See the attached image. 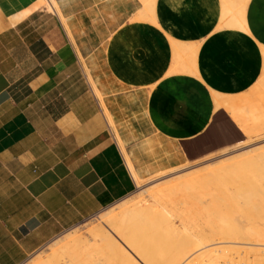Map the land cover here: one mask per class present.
Listing matches in <instances>:
<instances>
[{"label":"crops","instance_id":"crops-1","mask_svg":"<svg viewBox=\"0 0 264 264\" xmlns=\"http://www.w3.org/2000/svg\"><path fill=\"white\" fill-rule=\"evenodd\" d=\"M47 1L0 0V264H24L138 190L110 118L129 148L143 125L181 144L264 70V0H225L232 13L224 0H57L69 32ZM101 55L115 80L108 112L96 90L104 112L81 88L71 95L82 59ZM142 154L140 179L154 168Z\"/></svg>","mask_w":264,"mask_h":264},{"label":"rangeland","instance_id":"rangeland-1","mask_svg":"<svg viewBox=\"0 0 264 264\" xmlns=\"http://www.w3.org/2000/svg\"><path fill=\"white\" fill-rule=\"evenodd\" d=\"M47 2L45 10L56 13L50 7L49 0ZM224 3V10L226 13L235 11V9L232 8L235 6L233 3H230L231 5H226L227 3L225 0ZM229 9L232 12L228 11ZM49 13L51 17L49 24L52 25L55 23V25H58L57 19L54 20L53 18L55 15L51 12ZM59 16L68 30L63 15L60 14ZM234 22L237 26L243 29L246 28L244 15L243 18L240 17ZM95 57L94 59L90 58V65L89 63L85 64V61L82 59V69L79 77L73 81L71 95L72 97L76 95L79 88H81L83 93L90 95L92 99L96 101L98 100L102 107L100 99L94 92L95 88L92 84V80H94L98 86L101 82L97 83V80L98 78L100 79L101 75L104 84L108 86H113V81L115 80L106 67L104 56ZM104 68H106V70ZM107 75H109L110 80L106 77ZM260 79L261 80L255 85L254 89L248 93L230 97L229 100H218L217 105L220 108L208 129L198 137L182 141L181 144L179 142L175 144L171 141L162 142L152 130L143 125V127L139 129V136L132 139L130 137L129 139L130 141L137 142L139 145L137 148H129V141L125 140L117 133L119 131L122 134L127 132L126 127L124 125H122V127L119 126V124L116 122L114 123V119L111 118L112 125L109 123L110 127L116 136L120 135L121 137L119 143L131 171L138 180V190L127 199L107 204L99 212L87 217L75 226L63 230L34 252L24 264H119V260L108 261L110 257L108 252L94 254L92 250H87V248L96 247L98 240L101 239L100 242L104 243L108 240V238H105L109 237L104 236L102 238L96 236V234L93 233L94 231L90 232V229L94 230V228H98L101 230L98 234L105 233L108 228L110 230L112 227V230L115 231L113 221H110V223L106 220V217L112 212L114 214L121 213V209H127L128 205L131 210L133 207L140 208V205H144L150 206L151 208L153 207L155 209L154 211H157L153 213V215L157 214L155 216L158 218L157 220L154 219L152 215L155 224H153L154 220L151 221L150 218H148V214L142 213L144 217L141 213V215H136L137 219L133 220L134 222L137 220V223H133L134 226L131 224L134 233L139 230L140 232L138 234L142 231H145L143 234H148V231L145 229H149L152 225V229L150 228L151 230L149 229V231L162 230L163 233L168 231L173 239L172 241L176 244L179 243L176 241V235L180 232H185L187 236L191 238L196 237L195 239H197L196 235L199 236L198 238L202 237L203 241L211 245L210 248L215 246L216 249L221 248L222 244L218 243L212 247L214 242L216 243L218 236L213 234L211 226L213 222L218 223L220 221L219 219H221L216 209L220 207L221 209H218L222 210L224 207L223 197L225 195L233 196L235 194V187L240 179L238 176L240 174L252 176L253 180L255 179L254 184L256 185L264 184V167L262 166L264 165V70ZM104 115L107 118L105 113ZM107 120L109 122L108 118ZM203 139H205V142L202 141ZM147 145H155L156 147L151 149ZM145 149L148 156L145 153ZM135 152H137V154H135ZM138 152L143 153L142 155L145 162L148 161L149 157L150 164H146L148 168L153 166L160 170L153 168L144 173L140 179L139 174L143 170V160ZM131 158L134 159L136 162L135 164ZM173 161L177 162L173 163ZM170 162H172V167H168ZM237 172L240 173L237 174ZM242 181H244V179H242ZM244 203L243 199H239L234 209L223 208L222 210V212L235 221L243 235L242 240L233 242L232 244L230 243L231 245L228 246H235V248L240 250H238L235 255L233 254L234 258H236L235 256L238 258L234 260L235 264H264V243H255L254 241L250 243L251 239L247 236L250 231V224L248 216L241 210V207L245 206ZM159 212L164 215H161ZM221 214L222 213H220V216ZM131 215L130 217L132 218L133 215ZM139 216L142 217L138 218ZM215 217H217L218 222L215 221ZM210 218L214 220L211 219V221ZM210 222H212V225H210ZM127 223L128 222L125 223L126 226L124 225V230L125 227L128 229L131 226ZM144 224H146V227ZM160 224L164 227L162 229H157ZM257 224L264 227V223ZM153 225L156 226V228L153 227ZM143 228L144 230H142ZM99 230L97 231L96 229L97 232H99ZM129 230L130 229L127 231ZM83 235L87 237V242L80 239ZM70 236L76 238L75 242L72 244V251L82 255V259H85L83 263L73 262V254L66 250L67 240ZM111 236L115 235L112 234ZM116 237H114V239ZM140 238L142 239V237ZM103 239L105 240L103 241ZM121 240L122 239H119L120 242H122ZM139 242L141 243V241ZM196 247L197 246H195V249L192 247L191 254L200 251V248H198L199 246ZM154 249L153 252H156L154 253L156 256H165V250H162L165 254L160 252L162 248ZM118 254H120V252H118ZM132 254L139 260L138 264H148L139 254H135V252H132ZM219 260H221L219 261L221 264L224 263V259L221 258ZM181 262L179 264H181Z\"/></svg>","mask_w":264,"mask_h":264},{"label":"bare ground","instance_id":"bare-ground-1","mask_svg":"<svg viewBox=\"0 0 264 264\" xmlns=\"http://www.w3.org/2000/svg\"><path fill=\"white\" fill-rule=\"evenodd\" d=\"M233 2H235V1H233ZM244 2H245V0H244ZM229 3H231V2H229ZM49 4H50V7L58 15L61 14L57 0H49ZM235 4L236 3H233V5H235ZM239 4L237 5L238 6L237 10L240 11V13H241V11H242V13H244V4H246V3L241 4V7H239ZM226 5H228V3ZM232 8H235V6ZM228 11H230V9ZM230 12H232V11H230ZM242 18H243V16H242ZM245 30H247V28H245ZM263 49H264V46H263ZM94 58H96V57L95 56L91 57V59H94ZM98 62H99V60H98ZM104 69L106 70V68H104ZM106 77H108V79H109V75H107ZM102 78L103 77L101 75L100 79L98 78L99 81L97 80V83L101 82L103 84L100 83V85L98 86L96 84V82H94V80H92V84L96 90V93L98 94L99 98L101 99L104 107L107 108L106 104L104 103V99H103L105 96H103L102 93L108 92L109 89L106 85H104ZM113 82H115V81H113ZM107 112H108V108H107ZM108 114H107V116H108ZM110 122H112V121H110ZM111 125H112V123H111ZM233 134H235V133H233ZM205 139H203L202 141L205 142ZM117 140H118V142L121 140L120 135H117ZM262 166L264 167V165H262ZM239 173L240 172H237V174H239ZM238 176L240 178V179L238 178L240 180V182L238 180V182L236 184L235 194L233 196L225 195L223 197L224 200L222 199L224 201V205L221 202H219V203H221L224 206L223 208L234 209V207H236L238 200L243 199L245 202L244 203L245 206L241 207V210L248 216V219H249V224H250L249 230L250 231L247 234V236H249L250 237L249 239H251L250 243H253V241L255 243H257V242L258 243H264V227L257 224V223H259V224L264 223V184L263 185L254 184L255 179L253 180L252 176H248V175H244V174L243 175L240 174ZM242 179H244V181H242ZM243 182H245V183H243ZM221 204H219V205H221ZM140 206H141L140 208L139 207H135V208L133 207L131 210L129 208V205H128L127 206L128 208L126 207L127 209H125V210L121 209L122 212L119 211L121 213L114 214L112 212L109 215H107L106 220L109 222L113 221V226H114L116 232L114 230H112V228H113L112 227L110 230L108 228L105 233L104 232L101 233L102 234L101 235V234H98L101 231L98 228H94V230L90 229V232L94 231L93 233L96 234V236H100L102 238L104 236H109V237L105 238V239L108 238V240H106V242H104V243L100 242L101 239L98 240L96 247H91V248L88 247L87 250H89V249L92 250V253H94V254H102L103 252L104 253L108 252L109 256H110L108 258V261L111 262L113 260H119V264H138L139 260L134 256V254H132V252H135V254L136 253L139 254L142 257V259H144L145 262H147L148 264H179L182 260L183 261L181 262V264H207V263L208 264H221L219 262V261H221V260H219L221 258L224 259V263H222V264H230V263L235 264L234 260L238 259L237 256H235L236 258H234L233 254L235 255V253H237V251L239 249L235 248V246L231 247L228 245H231L233 242L242 240L243 235L241 234L240 228L235 223V221L232 220L230 217H228V215H226L224 212H222L223 208H222V210H220L221 209L220 207H217V209H216L217 214H219L218 216L221 217V219H219L221 221V223H220V221L219 222L217 221V217H215L216 218L215 221L218 223L213 222V225H212L211 224L212 222H210V225H212L211 227L213 230V234L215 236H218V238H217L218 242L216 240V243L214 242L212 247L215 246V244H217V243L222 244L221 248L216 249V246L213 248H210L211 245H209L205 241H203L202 237L198 238L199 236L196 235L197 239H195L196 237L191 238L190 236H187V234L185 232H180L179 234L176 235V239H177L176 241L179 242L177 244L179 246L181 245L179 248V246L174 241H172L173 239L169 235L168 231L166 233H163L162 230L149 231L150 228L152 229V225L149 229H147V228L145 229L146 231H148V234H143V232H145V231H142L140 233L141 234V236H140V234H138L140 231L137 228L136 229L138 230V232L134 233V230H133L134 224L133 223H137V220H135V222H134L133 219H137L136 215L138 216L140 213L141 214L145 213V214L149 215V216L148 215L147 216H148V218H150L151 221H153L154 219H156V220L158 219L155 217L157 214L153 215V213L157 212V211H154L155 209L153 207L151 208L150 206H144V205H140ZM218 208H220V209H218ZM220 213H222L221 216H220ZM160 214L162 215L163 213H160ZM217 214H216V216H217ZM130 215L132 216V218L130 217ZM152 215H153L154 219H153ZM142 216H143V214H142ZM141 217L139 216L138 218H141ZM145 217H146V215H145ZM159 219H161V218H159ZM211 219L214 220L213 218H210V220ZM126 222H128L127 223L128 225H131V224L133 225V226L131 225L128 228V229H130L129 231H127L128 229H126V227L124 230V225ZM146 224H144L145 227H146ZM153 224H155V220H154ZM156 224H158V223H156ZM148 225H150V224H148ZM153 227L156 228V226H154V225H153ZM163 227L164 226L162 224H160V226H158L157 229H159V228L162 229ZM144 228L142 230H144ZM96 229H97V231L99 230V232H97ZM123 231H125V232H123ZM112 234L115 236H111ZM142 235H144V236H142ZM139 236L142 237V239ZM193 236H195V235H193ZM114 237H116V238L114 239ZM75 239H76L75 237H72V236L69 237V239L67 240V244H66V250H68L69 252H71L73 254V256H72L73 262L83 263L85 261V259H82V255L80 253H75L74 251H72V244L75 242ZM80 239L83 240L84 242L88 241L87 237L84 235ZM105 239H103V241ZM119 239H122L121 241L123 243L120 242ZM139 241H141V243ZM175 244L178 247H176ZM195 246H197V247L199 246L198 248H200V251L191 254L192 247H194V249H195ZM154 248H157V249L162 248L160 250V252H163L164 254H165V252L162 250H165L166 251L165 256L164 257L163 256L162 257L156 256L154 254L156 252L155 251L153 252V250H155ZM118 252H120V254H118ZM218 252L219 253L221 252L220 253L221 255ZM224 252H225V254H224ZM83 258H84V256H83ZM228 262H230V263H228Z\"/></svg>","mask_w":264,"mask_h":264}]
</instances>
